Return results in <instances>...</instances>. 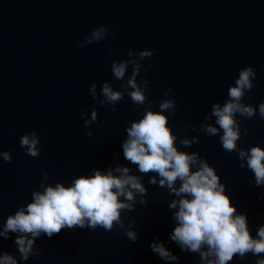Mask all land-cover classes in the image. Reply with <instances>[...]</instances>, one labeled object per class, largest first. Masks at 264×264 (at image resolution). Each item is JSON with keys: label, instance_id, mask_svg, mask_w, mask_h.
<instances>
[{"label": "water", "instance_id": "obj_1", "mask_svg": "<svg viewBox=\"0 0 264 264\" xmlns=\"http://www.w3.org/2000/svg\"><path fill=\"white\" fill-rule=\"evenodd\" d=\"M100 24L108 32L89 44L91 31ZM142 50L153 54L141 60ZM113 61L132 62L123 78L113 76ZM135 63L140 65L136 83L144 88L142 105L128 95ZM248 66L256 75L240 103L256 112L234 115L240 135L237 148L229 152L222 147L223 130L212 106L223 107L239 69ZM105 82L123 94L115 104L102 93ZM165 100L172 102L164 114L178 151L196 153V167L204 160L214 168L237 212L247 214L250 235L256 238L264 225V200L257 198L264 185L254 186V173L239 151L264 148V119L258 110L264 101V0H0V152L13 149L11 162L0 158V227L31 202L33 192L56 182L68 186L93 170L118 176L115 169L127 166L146 189L135 194L132 209L121 210L123 228L114 222L111 231L97 226L42 235L33 245L39 255L30 253L18 264H206L200 252H182L168 240L178 210L169 205L180 197L160 186L157 173L140 172L123 156L126 128L146 108L160 111ZM86 120L91 121L87 127ZM207 125L217 127V133L206 132ZM33 129L41 141L35 157L19 144V137ZM179 186L178 179L173 187ZM127 230L136 231L139 239L130 241ZM154 237L179 260L159 259L149 247ZM4 250L18 259L11 238H0ZM258 256L264 253L234 256L230 264H256Z\"/></svg>", "mask_w": 264, "mask_h": 264}, {"label": "clouds", "instance_id": "obj_2", "mask_svg": "<svg viewBox=\"0 0 264 264\" xmlns=\"http://www.w3.org/2000/svg\"><path fill=\"white\" fill-rule=\"evenodd\" d=\"M107 32L108 26L100 24L91 31L88 43L99 42ZM111 34L114 35V32ZM152 54L151 50H142L139 57L142 60ZM129 63L132 62L113 61V76L123 78ZM139 69L140 65L135 63L133 75L127 84L132 89L128 93L132 102L142 105L145 102L144 88L138 86L135 79ZM255 75L251 66L240 68L235 86L228 89L230 99L223 107L219 104L212 106L216 124L223 130L220 137L222 147L229 152L237 148L236 141L240 135V126L234 115L239 112L252 117L256 112L253 106L240 103L244 91L252 89ZM95 89L96 84L93 83L90 89L93 98L96 95ZM102 93L112 104L122 99L123 95L120 91H114L106 82L102 85ZM171 104V101L165 100L160 104V111L146 108L142 117L126 128L128 136L121 145L126 160L136 164L140 172L157 173L161 177L160 186L167 185L171 192L180 197L169 205L171 208L178 207V210L173 214L176 226L168 240L177 243L182 252H200L206 264H230L234 256L243 258L248 252L253 255L264 253V225L259 226L256 238L250 235L247 214L237 212L214 168L204 160H200L199 167H196V153L178 151L174 143L176 136L164 114V110ZM258 110L260 117L264 119V101L260 102ZM95 119L96 111L93 109L92 121ZM89 123L91 121L86 120L85 126ZM205 131L215 134L218 129L207 125ZM90 134L89 132L88 135ZM181 143L187 145L191 141L183 140ZM19 144L26 154L37 156L41 147L37 130L22 134ZM12 151L13 149H9L0 152V158L4 162H11ZM239 157L242 161L246 158L247 168L254 173V186L264 185V148L257 145L247 151L240 150ZM240 166L245 167V164L241 163ZM115 171L120 175H113L112 170H93L91 175L73 179L68 186L56 182L54 186L45 187L42 192H33L31 202L26 206H19L14 214H9L0 227V238H11L19 254L17 259L12 252L0 251V264L27 261L30 253L38 256L40 250L33 251L37 238L42 235L51 238L62 229H95L100 226L111 231L114 222L123 228L121 210L132 209L133 204L130 202L135 194L144 193L146 189L138 176L130 174L129 167L118 166ZM178 179L179 188L173 187ZM151 182L155 183L154 177ZM121 197L124 199H120ZM257 198L264 200V193L258 194ZM10 233L17 235L12 236ZM125 235L132 242L139 239V234L134 230H127ZM205 246L207 250L202 251ZM149 247L161 260H179L159 237H154L149 242ZM209 257L213 258L208 259ZM256 264H264V257L258 256Z\"/></svg>", "mask_w": 264, "mask_h": 264}]
</instances>
